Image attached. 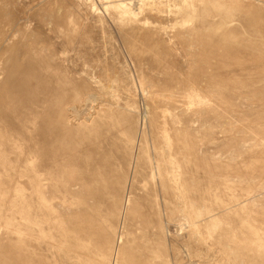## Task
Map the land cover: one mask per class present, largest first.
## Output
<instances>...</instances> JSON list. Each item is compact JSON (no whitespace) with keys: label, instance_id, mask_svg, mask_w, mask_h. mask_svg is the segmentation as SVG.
<instances>
[{"label":"rangeland","instance_id":"1","mask_svg":"<svg viewBox=\"0 0 264 264\" xmlns=\"http://www.w3.org/2000/svg\"><path fill=\"white\" fill-rule=\"evenodd\" d=\"M0 264H264V0H0Z\"/></svg>","mask_w":264,"mask_h":264},{"label":"bare ground","instance_id":"2","mask_svg":"<svg viewBox=\"0 0 264 264\" xmlns=\"http://www.w3.org/2000/svg\"><path fill=\"white\" fill-rule=\"evenodd\" d=\"M89 97H90V96H89ZM87 100H88V99H87ZM87 100H86V101H87Z\"/></svg>","mask_w":264,"mask_h":264}]
</instances>
